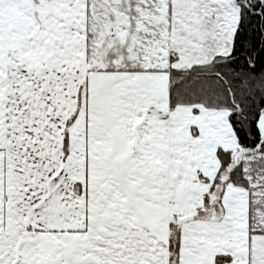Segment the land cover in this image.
I'll list each match as a JSON object with an SVG mask.
<instances>
[{"label":"snow or ice","instance_id":"1","mask_svg":"<svg viewBox=\"0 0 264 264\" xmlns=\"http://www.w3.org/2000/svg\"><path fill=\"white\" fill-rule=\"evenodd\" d=\"M0 264H264V0H0Z\"/></svg>","mask_w":264,"mask_h":264}]
</instances>
